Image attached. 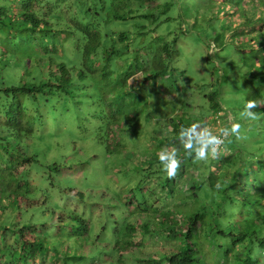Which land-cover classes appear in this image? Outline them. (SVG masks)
Listing matches in <instances>:
<instances>
[{
  "label": "rangeland",
  "instance_id": "374dc122",
  "mask_svg": "<svg viewBox=\"0 0 264 264\" xmlns=\"http://www.w3.org/2000/svg\"><path fill=\"white\" fill-rule=\"evenodd\" d=\"M235 1L242 5V0ZM249 1L246 0V5L237 12L232 10L235 4L229 8L227 0H44L39 5L33 3L34 9H40L44 4L54 14L55 10L61 12L62 19L47 15L46 19L53 24H67V15H70V18L74 17L71 20L75 24L80 23V27L95 28L103 38L100 49L107 53L108 63L106 72L98 71L97 75H90L89 68L94 67L98 55H85V46L92 47L94 44L88 45L80 32L71 39L67 35L70 39L68 43L61 39L53 45L47 39L52 47H56L53 51L56 56L64 48L70 53L77 69L73 84L77 95L74 99L56 97L51 102L53 107L44 105L41 111L36 105L33 114L37 121L30 137L11 141V147L19 153L10 157L8 171L3 176L0 173V214L5 215L2 224L8 226L10 231L28 228V239L32 238L30 234L44 235L41 239L44 247L52 248L55 245L66 250L70 246L73 249L69 256L70 264L75 261L81 264H117L120 260L117 246L126 239L120 232L126 231V226H138V217L149 211L145 205L142 208L137 204L130 206V189L138 184L142 186H138L134 197L139 201L144 198L150 207L156 204L154 210L159 209L160 212L163 207L176 209L174 211L178 217L169 216L172 222H186L187 218L181 212L187 210L181 209V206L187 200L198 211L201 206H206L213 216L218 215L219 207L224 209L228 203L224 202L222 190L216 187L219 177L214 176L220 171L222 154L215 157L209 155L204 161H191L194 153L189 156L180 139L169 141L172 144L168 148L172 145L178 147V159L181 160L175 178L178 177V182L183 186L178 184V194L175 192V195L173 188L172 193L163 190L169 177L163 171L158 153L160 145L166 144L157 139L181 131L164 127H170L169 120L173 117L181 118L187 128L193 124L200 125L201 128L197 129L199 133L205 128V119L212 116V120H209L215 125L211 126L212 130L206 127L209 131L217 134L225 128L224 124L239 123L241 138L230 135L229 139L246 142V148L255 149L256 152L263 147L259 140H262L264 130L259 129L264 126V100L246 95L247 86L237 72L242 59L238 47H244L241 50L243 53L251 50L252 45L264 43V36L260 33L264 27V4H260L261 0H253L254 7H251L247 5ZM24 3L28 4L26 0H0V12L18 10ZM158 4L163 5V9L171 6L165 13L151 10ZM115 11L125 18L127 13L150 15L145 19H123L114 17L112 13ZM223 21L227 28L223 27ZM15 26L14 32L0 24V79L7 86H20L30 80L27 63L42 58L38 55L39 51H34L36 42L24 38L27 33L18 28L20 23ZM143 26L146 32L141 38L137 29ZM216 29L226 38L221 51L215 44ZM54 30H57L56 26ZM125 32L129 33L130 53L128 57L120 59L123 45L118 40ZM39 33L42 34L43 29ZM156 36L162 37L161 42H171L176 38L174 54L163 59L164 64L176 69V72L175 76H171L168 70L163 80L145 81L146 67L142 63L149 58L153 45L158 47ZM233 37L235 41L231 39ZM233 42L235 48H232ZM246 42L247 46L241 45ZM102 67L104 69L105 66ZM228 71L231 77L224 79V84L220 83ZM99 79L103 83H99ZM212 92L218 94L221 106L218 111L210 110L211 104L206 98ZM4 98L5 104L12 100V97ZM18 100L23 102L19 96ZM249 100L258 102V107L252 110L258 114V120L252 121L240 115ZM32 108L33 105L29 106V109ZM113 116L117 120L109 132L107 126H110ZM187 139L185 136L184 140ZM32 157H37L39 163H28ZM147 157L148 161H145ZM157 161L160 168L153 165ZM197 163L198 166L194 167ZM145 164H152L160 173L155 177L159 186L156 193H152V190L157 183L153 184L147 177L144 179L149 174V170H142ZM54 165H57V171H53ZM183 170H187L185 175ZM49 177H52L53 186ZM193 183L197 184V188L194 192H187ZM212 183L215 187L210 186ZM2 187L20 192L7 197ZM68 191H71V196L67 194ZM74 192L82 193L85 199L73 197ZM194 193L196 198H192ZM164 194H168V201L164 199ZM247 195L243 193V196ZM113 203L116 206L110 205ZM241 207L246 209L247 205L241 204ZM64 213L78 214L91 222V239L86 247H77L75 237L70 234L71 227L65 228V222L59 221ZM166 213L164 216H167ZM230 215H221L219 219L228 220ZM154 223L161 228L157 220ZM78 233L75 232L76 235ZM174 237H180V234H174ZM12 242L15 243V239L7 237V243ZM202 245L201 248L199 244L202 252L217 254V249L210 248L207 243ZM138 247L136 253L143 257L158 255L162 258V252L180 250L175 241L165 239L147 241L142 245L138 243ZM42 250L46 252L45 248ZM35 253L38 255V250ZM76 253L83 256H74ZM29 257L32 259V254ZM58 258L60 262L64 259ZM56 261L52 259L46 264H61ZM132 263L135 261L128 262Z\"/></svg>",
  "mask_w": 264,
  "mask_h": 264
},
{
  "label": "trees",
  "instance_id": "16d2710c",
  "mask_svg": "<svg viewBox=\"0 0 264 264\" xmlns=\"http://www.w3.org/2000/svg\"><path fill=\"white\" fill-rule=\"evenodd\" d=\"M26 1L28 4L26 5V3H24L18 10L11 9L9 13L0 12V24L4 25L6 27L5 29L15 32V25L20 23L18 28L22 29V32L27 33L24 38L28 39L30 42H36L34 51H39L38 55L42 57L39 60H35L34 62L31 61L29 64L27 63L30 72L29 76L31 78L25 83L20 84V86H7L4 81L0 79V173L2 176L8 171L7 169L11 162L9 160L10 157L19 153V151H14V148L11 147V141L22 140L27 136L30 137L31 133L34 131V126L37 121V118H35L33 114L35 106L37 105L41 111L44 105H51V102L55 101L56 97L63 96L64 98L74 99L77 95L73 85L77 73L75 63L71 60L70 53H67L65 48L56 56V53L53 52L56 47H52V44L55 45L59 43L61 39H64L68 43L71 38L77 37L76 33L80 32L88 45L94 44L92 47L85 46V55H98V59L94 60V67L89 68L90 75L95 76L98 71L105 70L106 72V64L108 63L106 60L108 58L107 53L102 52L100 49L103 38L95 28H88V26L80 27V23L75 24L71 20V18L74 17L70 18V15H67V24L66 22H64V24H59L58 22L53 24L46 19L47 15L62 19L60 11L55 10L56 13L54 14L51 12V8H46L44 4L40 6V9L37 7L35 9L33 8L34 4L39 5L44 0ZM224 1L226 2V0ZM252 1L253 0H250L247 5L254 7ZM263 1L264 0H261L260 4H264ZM227 2L229 8L232 4H235V6H233L234 8H232V10H235L234 12H237L246 5L244 4L246 0H242V5H238L235 0H227ZM170 6L171 5H167V8L163 9V5L158 4L151 10H154V12L161 10L165 13ZM112 14L116 18H125L124 15L118 14L116 11ZM149 15H143L141 13L140 15H133V13H127L126 18L130 17L138 20L149 18ZM168 19L170 20L171 18ZM208 24H210V22H208ZM223 25V27L227 28L224 21ZM55 26L57 30H54ZM40 28L43 29L42 34L39 33V30H41ZM137 30H139L138 36L141 38L144 37L146 27L143 26ZM215 31L216 48L221 51L225 46L224 39L226 38H224L223 33L217 31V29ZM260 33L264 36V27L260 29ZM128 34L129 33L125 32L123 34L121 33L119 36L118 41L123 45L121 50L122 58L120 59L128 57L130 53L128 50L130 48V38ZM67 35H70V39ZM47 39H50L52 44L49 43ZM155 39L158 41V47L155 48L153 45L154 49L152 47V53L149 54V58H146L142 63V65L146 67L145 81L163 80L168 70L171 76H175L174 72H176V69L169 68V66H166L163 62L164 57L170 58L174 54L173 49L175 47L176 38L171 42H161V36H156ZM231 39L235 41V37ZM255 40L257 42V39ZM247 44L246 42L241 45L247 46ZM233 45L234 47L232 48H235L236 45L234 42ZM238 48H240L238 50L242 59L239 63L237 72L240 73L239 76L247 86L246 95L255 99L264 100V43L252 45L250 47L251 50L243 53L241 50H243L244 47L241 46ZM90 51H92V53H90ZM153 54H157L156 57H152ZM85 59H87V57H85ZM223 62H225V60ZM84 65L85 63H83V66ZM103 65L105 66L104 69L102 67ZM91 76H89V78ZM230 77L228 71L226 76H223L222 81L219 82L224 84V79L228 80ZM98 82L103 83L102 79H99ZM18 96L22 98L23 102L18 100ZM4 97H12V100L7 101L5 104L3 100L5 99ZM206 98L211 104V111H218L221 109L218 102V94L216 92H212L210 95L208 94ZM32 105L33 108L29 109V106L31 107ZM229 113L231 112L229 111ZM113 117V120L109 124L110 126H107L109 132L114 128L117 120L116 116ZM169 125L170 127H168V125L164 127L170 128V130L173 129V131L176 132L177 129L187 128L184 121L178 117L171 118L169 120ZM230 126L232 125L227 123L225 128L229 129ZM262 129L264 130V126L259 130L262 131ZM180 132L166 138H158L157 141L164 142V145L166 144V146H169V144H172L169 141L180 139ZM229 136H227L224 148L217 153V155L222 154V158L219 166L220 171L214 174V176L217 175L219 177L216 187H218V190H222L224 202H228L227 206H225L224 209L219 207V214L213 216V212H211L208 207L201 206V210L198 211L196 207L192 208V204H189L187 200V202H184L181 206V209L187 210L185 213L181 212L183 216H186V222L183 223L182 220L180 223H176L169 219V216L178 217L177 213L174 211L176 209L169 207L164 208V205H162L164 212H160L156 207L155 209L157 210H154L156 204L150 207L144 198H141L139 201V198L134 197V192L138 189V186H142L138 184L130 189V193L128 192L129 198L132 199L130 206L137 204L139 208H142L145 205L149 211L145 215H140L138 217L139 223L144 224L143 226L140 224L135 227L133 225L126 226V231L120 232L126 239L122 240L120 245L117 246L120 250V262L118 261L117 264H128L129 261H135V263L132 264H264V131L262 132V140H259L263 147H260L257 152L255 149L246 148V142H236L235 139H229ZM244 138L249 139L250 137ZM160 147L162 149L165 146L160 145ZM174 147L177 151V158H179L180 153L177 149L178 147ZM168 151H173V147L168 148ZM190 160L193 161L194 158L190 157ZM145 161H148V157L145 158ZM33 162L39 163L37 157L28 159V163L31 164ZM158 162L159 161L154 162L153 165L160 168V166L157 165ZM153 165L145 164L142 170H149L148 176H144V179L147 177V180H150L153 184L157 183L156 188L152 190V193H156L159 191V186L155 177L158 174L160 175V173H158L159 171H157V168H153ZM196 166H198V163L194 165V167ZM57 170V165H54L53 171ZM186 172L187 170H183V175H185ZM175 177L173 180H170V178L166 179L165 187L163 188L164 191L172 193L173 188L174 194L175 192L178 194L177 186L178 184L180 185V181L178 182V177ZM49 181L50 185L53 186L54 182L52 177H49ZM210 186H214V183L210 184ZM196 188L197 184L193 183L187 189V192L189 190L194 192ZM1 189L7 197L16 196L17 193L20 192L8 190L3 187ZM144 191L145 190L142 192L144 193ZM243 193H247L248 195L243 196ZM67 194L71 196L72 193L68 191ZM73 195V197L79 200L85 199L82 193L76 194L74 192ZM164 196L165 200L168 201L170 199L168 194H164ZM194 197H197L195 193L192 198ZM157 201L158 200H156V203ZM241 204L247 205L246 209H243ZM110 205L112 207L116 206L115 203ZM127 211L129 212L130 210ZM141 211L144 212L145 210L141 209ZM165 213L167 216H164ZM227 213H229V215L231 214L228 220L219 219L221 215H226ZM237 213H239V215H237ZM129 214H132V211L129 212ZM209 214H211V216ZM2 220H5V215L0 214V264H46V261L52 259L57 260V263L70 264L69 256L71 254L70 252L73 250L70 246H67L66 250H62L55 245H53L52 248H48V246L44 247L41 241L44 235L30 234L32 238L28 239V228H19L10 231L8 226L2 224ZM60 220L63 223L65 222L63 225L65 228L71 227L70 234L75 237L74 244L76 243V246L79 248L86 247L88 241L91 239L90 231L92 227L88 218L85 219L74 213L71 215L70 213H64L61 218H59V221ZM154 220L160 223L159 225L161 228L155 226ZM77 231L79 232L78 235L75 234ZM174 234H180V237L175 238ZM7 237L14 238L15 243H7ZM158 239L175 241L177 246L180 247V250L178 252H162V258H159L158 255H154V257H143L136 253L139 250L138 243L142 245L147 241H157ZM204 243H207L210 248L217 249V254L205 253V251L202 252L200 249ZM199 244H201V248ZM44 248L46 252L42 250ZM36 250H38V255L35 253ZM29 254H32V259L29 257ZM212 255L213 257H211ZM59 256L64 257L62 262H60ZM74 256H83V254L76 253ZM81 259L83 260L84 258ZM72 264L81 263L75 261V263Z\"/></svg>",
  "mask_w": 264,
  "mask_h": 264
},
{
  "label": "clouds",
  "instance_id": "9594fccd",
  "mask_svg": "<svg viewBox=\"0 0 264 264\" xmlns=\"http://www.w3.org/2000/svg\"><path fill=\"white\" fill-rule=\"evenodd\" d=\"M258 107V102L255 100H249L245 106L243 112H241V117L250 119L252 121L258 120L259 116L256 112L252 111ZM201 128L198 124H193L189 128H182L180 132V141L182 142L183 149L192 156L194 153V159L204 161L209 158V155L215 157L217 155V150L222 144V137H227L229 135H235L237 139H240V128L239 123H233L231 129H221L220 135L209 131L208 128H203V130L197 133V129ZM195 134V136L191 135ZM187 136L188 139L184 140ZM169 146L162 148L159 153V161L163 166V171H165L168 177L174 178L177 174V170L181 165V160L177 158V151L174 145L173 151H168Z\"/></svg>",
  "mask_w": 264,
  "mask_h": 264
},
{
  "label": "crops",
  "instance_id": "0c3cea01",
  "mask_svg": "<svg viewBox=\"0 0 264 264\" xmlns=\"http://www.w3.org/2000/svg\"><path fill=\"white\" fill-rule=\"evenodd\" d=\"M209 119L212 120V116L209 117V118H206V119H205V121H204V123H203V127H210L211 130H212V127H211V126L214 127L215 124H212L211 121H210ZM210 123H211V124H210ZM216 123H218V122H216ZM226 125H227V124H226ZM226 125L224 124V126H226Z\"/></svg>",
  "mask_w": 264,
  "mask_h": 264
},
{
  "label": "built area",
  "instance_id": "2783aa9c",
  "mask_svg": "<svg viewBox=\"0 0 264 264\" xmlns=\"http://www.w3.org/2000/svg\"><path fill=\"white\" fill-rule=\"evenodd\" d=\"M217 135H220V132L217 133ZM222 144L219 146L218 150H217V153H219L223 148H224V145L226 143V140H227V137H222Z\"/></svg>",
  "mask_w": 264,
  "mask_h": 264
}]
</instances>
